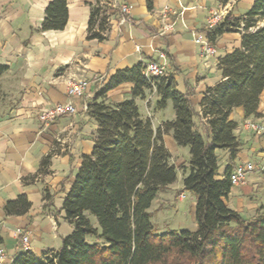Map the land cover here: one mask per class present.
<instances>
[{
    "label": "trees",
    "instance_id": "1",
    "mask_svg": "<svg viewBox=\"0 0 264 264\" xmlns=\"http://www.w3.org/2000/svg\"><path fill=\"white\" fill-rule=\"evenodd\" d=\"M147 3L152 8V0ZM90 6L87 37L104 40L110 15L102 0ZM68 18V0H52L45 9L41 31L63 30ZM204 32L213 44L228 32H240L242 41L239 48L219 58L223 79L207 89L201 115L195 112L189 94L179 91L172 78L147 77L144 63L118 70L88 105L98 123L95 146L92 154L83 155L63 205L73 232L61 247L44 257L26 250L9 264H264V205L246 217L226 202L234 187L230 174L244 146L232 113L242 107L245 118L262 116L264 0H255L242 16L228 13L221 23L206 27ZM5 70L0 66V74ZM126 82L134 84L131 97L110 101L109 91ZM154 91L160 97L158 108H166L171 101L175 110V118L159 127L141 114L136 101ZM197 117L204 120L202 125L196 122ZM168 132L178 146L190 147L188 166L172 163L164 141ZM218 150L229 154L222 178ZM52 156L43 158L40 172L48 171ZM179 169L185 173V190L196 196L197 229L160 233L150 208L159 192L176 182ZM50 199L45 191L46 206ZM30 208L27 196L20 195L4 210L7 215H22Z\"/></svg>",
    "mask_w": 264,
    "mask_h": 264
},
{
    "label": "crops",
    "instance_id": "2",
    "mask_svg": "<svg viewBox=\"0 0 264 264\" xmlns=\"http://www.w3.org/2000/svg\"><path fill=\"white\" fill-rule=\"evenodd\" d=\"M51 1L0 0V66L6 67L0 74V244L7 253L5 264L26 251L18 229L29 235V251L39 258L61 247L63 239L73 232L63 205L83 155L92 154L95 146L98 123L88 105L102 85L118 70L139 63L165 62L164 76L172 78L179 91L189 94L195 112L201 115L207 89L223 79L219 58L241 46L242 34L224 33L216 40V54L206 56L193 33L204 32L213 11L242 16L255 0H152V8L147 0H104L110 15L104 40L87 37L90 4L96 0H68L65 29L41 31ZM122 4L130 6L129 15L121 12ZM166 6L171 8L169 23L175 27L164 33L162 11ZM75 77L90 81L84 97L67 93V83ZM133 87L131 82L123 83L109 91L108 98L113 102L130 98ZM156 95L154 91L136 101L141 114L159 127L175 116L169 118L164 113L170 102L166 108H158ZM69 101L76 106V114L62 116L48 126L41 123L39 113L43 109ZM259 112L261 117L245 118L244 109L238 107L232 113L239 124L236 134L244 143L236 164L253 162L254 157L264 161V133L245 126L248 121L264 123V92ZM203 121L196 118L198 125ZM164 141L172 163L188 166L176 156L180 146L172 132L164 134ZM49 154L53 156L48 171L40 172L42 160ZM218 155L223 159L222 178L229 154L222 151ZM45 191L51 195L49 206ZM20 195L27 196L31 208L22 215H7L5 205ZM226 202L244 216H253L264 205V175L251 173L245 184L233 187ZM195 204L196 199L191 204L193 214ZM193 221L191 230L195 231V216Z\"/></svg>",
    "mask_w": 264,
    "mask_h": 264
},
{
    "label": "built area",
    "instance_id": "3",
    "mask_svg": "<svg viewBox=\"0 0 264 264\" xmlns=\"http://www.w3.org/2000/svg\"><path fill=\"white\" fill-rule=\"evenodd\" d=\"M105 4V1L102 0ZM120 10L125 15L131 13V8L128 4L120 5ZM171 8L166 6L162 11V17L164 20L163 32L166 33L174 29L175 24L169 23ZM228 12L224 11H213L208 18V27L213 28L221 23ZM194 40L197 44L201 45L202 53L206 56L215 55L217 48L215 44L210 41L209 36L205 32H194ZM163 59L166 58L165 53L160 54ZM165 73V62H150L144 69V74L147 77H158L164 76ZM90 81L86 77H75L71 78L67 83V93L70 97H84L89 89ZM77 112V108L72 101L67 103H57L46 109H43L39 113V119L44 126H48L55 122L58 118L67 115H74ZM247 129L253 130L258 134L264 133V123L248 121L245 123ZM255 171V164L253 162L238 163L233 168L230 174L231 182L234 186L243 185L247 182V179L251 173ZM181 197L185 198L186 195L182 193ZM18 233L21 237L22 244L26 250H30L29 235L22 229H18ZM7 253L0 244V264H5L7 261Z\"/></svg>",
    "mask_w": 264,
    "mask_h": 264
},
{
    "label": "rangeland",
    "instance_id": "4",
    "mask_svg": "<svg viewBox=\"0 0 264 264\" xmlns=\"http://www.w3.org/2000/svg\"><path fill=\"white\" fill-rule=\"evenodd\" d=\"M156 105L160 100L159 96H155ZM169 118H174L175 110L173 104L170 101L169 110L167 112ZM224 150H218V154H221ZM176 156L181 158L183 163L189 162L190 160V147L180 146L179 152ZM220 161L223 162L222 155L220 156ZM253 163L255 164L254 175H264V161L259 157L253 158ZM184 176L183 170H178V178L175 183L171 185V188L160 191L158 198L154 200L150 211L153 213L152 222L155 228L160 233L168 232L169 230H191L193 224L195 223L194 214L192 211L191 204L196 199L194 193L184 188ZM252 176V175H251ZM179 193V194H178ZM184 193L185 198L180 195ZM165 199V200H164ZM179 199H182L180 201ZM177 209H176V208ZM93 223L96 224V219L92 217ZM93 237H88V241H92Z\"/></svg>",
    "mask_w": 264,
    "mask_h": 264
}]
</instances>
